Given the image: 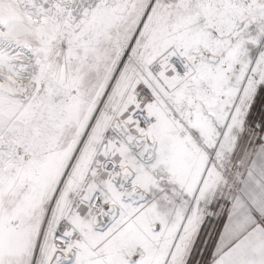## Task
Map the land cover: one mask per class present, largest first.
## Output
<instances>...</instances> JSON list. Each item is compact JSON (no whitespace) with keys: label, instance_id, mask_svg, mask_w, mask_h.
<instances>
[{"label":"snow or ice","instance_id":"snow-or-ice-1","mask_svg":"<svg viewBox=\"0 0 264 264\" xmlns=\"http://www.w3.org/2000/svg\"><path fill=\"white\" fill-rule=\"evenodd\" d=\"M0 264H264V0H0Z\"/></svg>","mask_w":264,"mask_h":264}]
</instances>
